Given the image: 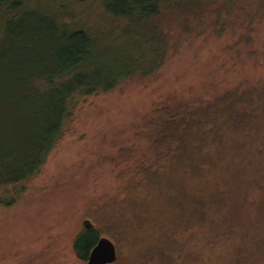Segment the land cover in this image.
<instances>
[{
  "label": "trees",
  "instance_id": "1",
  "mask_svg": "<svg viewBox=\"0 0 264 264\" xmlns=\"http://www.w3.org/2000/svg\"><path fill=\"white\" fill-rule=\"evenodd\" d=\"M100 6L101 17L86 22L73 3L43 12L29 0H0V67L22 75L0 78V97L26 82L50 92L28 155L0 161V192L39 174L81 99L156 76L198 42L222 41L224 56L244 71L251 64L252 74L208 98L155 104L135 129L152 159L93 202L73 247L83 262L105 236L116 246L113 264H264V0Z\"/></svg>",
  "mask_w": 264,
  "mask_h": 264
},
{
  "label": "rangeland",
  "instance_id": "2",
  "mask_svg": "<svg viewBox=\"0 0 264 264\" xmlns=\"http://www.w3.org/2000/svg\"><path fill=\"white\" fill-rule=\"evenodd\" d=\"M29 2L43 12L58 11L60 5H79L81 20L88 22L101 17L100 4L105 0ZM198 43L156 76L134 79L118 91L83 98L76 104L64 136L39 174L0 192V264H87L73 247L81 221L95 214L98 207L93 202L99 196L115 194L122 184L121 173L132 171L137 161L152 159L142 139L135 136L143 116L168 95L184 100L208 98L231 89L244 73L252 74L251 64L244 71L241 64L224 56L222 41H212L208 47ZM8 71L0 67V78L10 82V77H22ZM7 88V97H0L1 162H7L8 154L17 160L28 155L25 146L41 137V126L47 121L50 95L47 87L33 82L15 91L12 85ZM131 148L130 156H121Z\"/></svg>",
  "mask_w": 264,
  "mask_h": 264
},
{
  "label": "water",
  "instance_id": "3",
  "mask_svg": "<svg viewBox=\"0 0 264 264\" xmlns=\"http://www.w3.org/2000/svg\"><path fill=\"white\" fill-rule=\"evenodd\" d=\"M117 260L115 244L106 237H101L91 251L87 264H113Z\"/></svg>",
  "mask_w": 264,
  "mask_h": 264
}]
</instances>
